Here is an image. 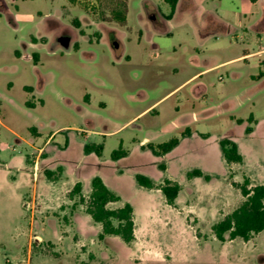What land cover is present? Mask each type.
I'll return each instance as SVG.
<instances>
[{
  "label": "rangeland",
  "instance_id": "1",
  "mask_svg": "<svg viewBox=\"0 0 264 264\" xmlns=\"http://www.w3.org/2000/svg\"><path fill=\"white\" fill-rule=\"evenodd\" d=\"M180 1L179 10L169 22L172 8L165 0H0V115L17 134L0 125V165L12 156L33 155L29 142L35 136L31 128L38 129L42 134L40 142L59 128H72L61 131L53 145L65 147L64 141L71 139L74 158L78 157L84 143L102 145V160L107 169L117 172L118 168H123L122 196L126 201L134 202L143 233L147 234L146 237L140 236L134 245H127L118 237L105 241L97 235L87 234L78 246L68 245L71 242L60 244L56 230L47 220L53 217L59 220L60 233L63 234L67 224H70L72 205L78 198L74 201L68 199L64 212L43 209L38 200L35 201V209L28 211L26 202L33 198L26 197L21 205L8 190L0 196V264H7L6 258L12 264H38L35 256L45 257L47 264H61L64 257L67 264H264V232L249 242L237 239L221 243L212 231L213 225L232 213L244 200L241 192L231 187L233 175L229 165L222 156L218 159L213 154L214 147L219 145L216 139L236 138L240 144L246 164L238 168L236 177L243 183L245 175L257 168V159H264V84L255 98L245 105L236 108L230 102L221 108L222 111L211 115L209 122L191 126V132L197 130L210 137L208 150L211 158L203 159L201 152L204 148L195 143L189 159L181 164L171 163V172L184 187V194L180 201L181 209L171 212L167 218L168 226H157L146 207L147 202L153 204L155 210L161 207L158 194L139 188L134 178V174L138 173L154 183H163L167 178L159 168L165 164L163 156L158 158L145 148L150 151L147 156H142L140 150L136 151L119 166L112 159L114 151L122 148L129 153L146 137L153 144L180 138V132H162L178 113L177 107L181 113L201 114L207 107L221 106L225 100L242 95L253 82L248 77L243 80L233 77L232 72H238L239 64L211 72L189 83V86L184 85L175 97L156 110L157 115H142L115 135L103 136L109 130H116L112 129L113 126L109 127L110 123L115 125L113 128L122 127L181 85L190 72L201 69V62L216 58L231 60L245 49L256 52L264 48L262 12L252 0ZM215 6L219 12L227 11L225 19L228 26L217 25L205 14ZM17 10L23 14L17 19L19 26L12 16ZM251 10L255 12L253 17L250 16ZM47 14L60 19V22L54 18L49 20L52 41L60 36H72L74 43L77 35L87 33L91 35V43L98 45L95 48L97 61L85 63L76 48L71 53L60 50L56 55L47 50L29 48L27 44L37 35L35 23L41 15ZM84 14H87V19H81ZM123 16L125 21L121 20ZM228 28L231 32L217 35L219 40L201 38L209 31L222 33ZM100 29L104 30L108 44L117 42L119 48L114 47L112 51L108 46H101L100 36H95ZM147 29H154V34L149 36ZM170 29L173 35H168ZM123 43L127 53L133 56L130 63L122 58ZM33 54L38 55V60H33ZM191 57H194V67L190 65ZM34 66L42 72L55 74L54 81L43 93L39 92L33 74ZM26 86H33L35 91H29ZM205 87L208 89L206 93ZM142 91L150 94L144 102H133L127 96L128 93L139 95ZM87 95L91 98V105L86 115H81L78 108L68 106L70 101L76 106L85 105ZM43 101L46 102L44 108ZM9 112L14 113L15 118L8 123ZM251 115L260 125L257 134L249 138L245 134L246 128L256 126L255 122H247ZM233 118L245 122L238 125ZM55 162L53 158L49 164L52 166ZM196 168L210 169L219 177V184L201 188L205 183L201 179L200 184L195 182L194 195L190 193L192 188L187 173ZM134 183L143 192L135 191ZM116 207L110 205V208ZM165 215L166 211L161 219ZM32 217L33 225L30 223ZM20 232H25V237H22L19 249L14 239ZM40 235L57 246L40 241L37 239ZM74 238L79 241V236ZM29 256L32 257L31 263L26 261Z\"/></svg>",
  "mask_w": 264,
  "mask_h": 264
},
{
  "label": "crops",
  "instance_id": "2",
  "mask_svg": "<svg viewBox=\"0 0 264 264\" xmlns=\"http://www.w3.org/2000/svg\"><path fill=\"white\" fill-rule=\"evenodd\" d=\"M15 1V0H13ZM16 1H25V0H16ZM207 1V0H205ZM222 2V0H219ZM253 5L256 7H260V10L262 12V20H264V0H252ZM181 5V1L178 0L177 8L179 10V7ZM206 10V9H204ZM256 10V9H255ZM69 11V10H68ZM250 11V16H254L255 12ZM61 14L60 12H58ZM176 13V11H175ZM170 19L169 22L173 21L174 15ZM205 14L210 17L212 20L216 21V24H222L224 26H228L226 22V10H222L219 12L217 10V6H215L214 9L210 11H205ZM15 23L17 26H19V22L17 19H20L23 17V14L17 10L16 15H12ZM242 14L239 13V18H241ZM244 17L247 18V14H244ZM55 19L56 21L60 22V19L55 15H41L39 17V20L35 23V27L37 29V35L33 37L30 44H27L29 48L35 49V50H43L48 51L52 55H56L58 51H64L62 47L57 46L53 48L54 41L50 39L51 32L48 28V23L50 19ZM81 19H87V14H84ZM260 19V20H261ZM255 27V25H253ZM229 29V28H228ZM146 32L148 35L152 36L154 34V29L150 30L147 29ZM229 30H224L221 32H207L204 35H201V38L203 37L205 40L209 41L211 38H216V40H219L217 35H225L227 33H230ZM100 36V41L102 42L101 46L109 47L112 51L115 48H119V46H114L111 44H108V40L106 38V34L104 30H99L98 33L95 34V36ZM168 35L172 34V29H170ZM107 41V42H106ZM89 42V43H87ZM91 35H88L87 33H83L82 35H77L75 42H72L71 50L66 53H71L73 49L76 48V51L79 52L80 57L85 63L93 64L98 59V54L96 53L95 48L97 46H94L92 43ZM50 43V44H49ZM220 44V43H219ZM89 48V49H88ZM124 53L122 58H125L129 63L133 61V56L128 54V50L126 49V45L123 43ZM264 56V48H261L259 51H249L247 49L243 50L242 53L237 56L234 59L226 60V61H220L217 58L212 59L211 61L201 62V65L199 66L201 69L197 72L189 73V77L179 86L171 90L166 96L158 99L156 102L151 104L149 107H147L145 110L140 112L136 117H134L131 121H129L127 124L123 125L120 128H113L115 125L113 123H110V126H113L112 129L116 130H109L108 134H103L104 137H111L115 135L116 133L123 130L125 127H127L130 123L135 121L138 117L142 115H149V114H158L156 111L163 103H165L167 100L175 97L179 92H177L179 89H181L184 85L189 86L193 82L197 81L198 79L203 78L204 76L208 75L211 72L217 71L219 69H222L227 66H231L233 64H239L237 67L238 72L233 71L232 75L236 80H243L248 77V79L253 82L248 88H246L242 93V95H237L234 98L227 99L223 102L221 106H210L205 108L203 113L198 112H191V113H181L179 111V107H177L178 113L174 116L173 120L170 122L168 126L163 128L162 132H165L167 130L170 131H177L180 132V144L172 150L170 153L164 155L161 157L165 160V166L166 170L164 171L166 179H170L172 181L178 182L175 176L171 172V163H183L187 159H189L192 154V147L195 143L200 144L204 151L201 152V157L205 160H209L211 158V152L208 150V144L210 141V137H207L204 133H198L196 130L195 132H191L190 136L182 137L183 133L187 131V129L191 130V126L193 124H197L200 122H209L211 115H216V112L222 111V107L225 105H228L230 102H233L234 106L236 108L241 107L245 105L248 101H251L255 98L257 93H259V88L264 84V76H260L261 72H264V60L262 59ZM252 59H256L258 61L252 62ZM33 60H38V55L33 54ZM190 65L194 67V57H191ZM199 65V64H197ZM178 71V70H177ZM33 74L36 79V82H38V89L39 92L43 93L47 87L54 81L55 74L54 72H42L37 66L33 67ZM247 75V76H246ZM200 76V77H199ZM190 83V84H189ZM11 85V83L9 84ZM26 89L29 91H35V88L33 86H26ZM207 88L205 87V93L207 92ZM142 94H135V93H128V98L132 100L133 102H144L145 100L149 99L150 94L147 92L142 91ZM244 97H246L244 99ZM86 100L88 102H85V105L76 106L72 101L69 102L68 106L70 108H78V110L81 112V115H86L88 113L89 106L91 105V98L86 96ZM43 108L46 106V102L43 101L42 103ZM1 107V106H0ZM1 114V110H0ZM8 118L6 121L10 119H14L15 115L12 112H9ZM253 117V115H251ZM237 120L236 118H233ZM239 120V119H238ZM237 122V121H236ZM256 123L255 127L253 128V132L250 135H247L252 138L257 134V128L260 125L259 121H255ZM238 124V123H237ZM244 124V123H243ZM0 125H4L7 127L14 135L17 136L16 132L13 131L11 128H9L2 116L0 115ZM242 125V124H238ZM66 129L71 130L72 128L63 127L59 128L56 131L51 132L49 137L45 140L40 142L42 139V134L39 132L36 128H31L32 133L34 134L35 139H31L29 142V146L32 147L34 150V153L32 156H12L8 162H5L3 165H0V196H2L3 192L10 191L11 194L18 199V201L23 205L24 199L27 197H32L33 201H39L43 204V209L50 210L52 212H59L60 210L64 212L67 203L68 195L72 191V189L75 187L76 184L81 183L83 186V195L85 198L89 197L92 193V180L94 177H100L104 183L107 185L109 189H111L113 192H115L117 195H119L122 199L121 202L118 203H112L109 204L108 207L110 208V205H116V208H110V209H118L123 207L126 203H130L134 208V221H135V241L132 244L134 245L140 240V236L144 235V237L147 236L146 233H143L142 230V222L141 220H138V214L135 207L134 202L132 201H126L125 198L122 196V190L124 188L123 181L125 172L123 168H118V171L115 172L111 169H107L105 166V162L102 160V156L99 157L95 153L86 154L85 153V146L86 143L83 144V148H80V153L78 157L74 158V152L72 151V143L71 139H67L64 141L65 147L60 146L58 148L57 146L53 145V142L57 138L58 134L61 131H64ZM246 131V130H245ZM161 132V133H162ZM87 135L86 133H84ZM83 134V135H84ZM88 137V135H87ZM207 137V138H205ZM223 138H217V142L219 145L214 147L213 154L215 158L218 159L224 158L221 147H220V141ZM230 140L234 141L238 147L241 155L243 156L244 162L240 165H232L230 167V171L233 175L232 181V189L233 183H241L237 179V170L238 168H242L246 164V157L244 155V152L242 148L240 147V144L237 142L236 138H231ZM149 143H154L150 138L146 137L142 141L138 142L136 144V147L132 151H130L125 158H121L117 161H114L118 166L122 164L124 160L129 158L134 152L139 151L142 154V156H147L148 152L145 150L146 145ZM157 144V143H156ZM219 146V147H218ZM44 155L42 156V154ZM58 157V158H56ZM56 159L55 164L51 166L50 161L52 159ZM158 158H160L158 156ZM257 159V158H256ZM225 161V159H224ZM226 162V161H225ZM227 164V163H226ZM257 168L253 169L252 172L248 174V176L245 175V177H248L252 184L255 185H264V159L261 157L257 159L256 161ZM58 168L63 169V175L62 178L59 181H50L45 176V171H55ZM84 169V170H83ZM201 170L205 175L211 176L212 180L207 182L204 180V178H193L188 179V183L191 186V192L194 195V190L196 188L195 182H198L200 184L201 179L204 180L205 183L201 185V188H209L212 184L217 183L219 177L210 171L208 168H196ZM83 170V171H82ZM195 170V169H194ZM85 171V172H84ZM193 171V170H192ZM191 172V171H189ZM188 172V173H189ZM187 173V175H188ZM138 173L134 174V178H136V175ZM165 179V180H166ZM137 182V181H136ZM41 183V184H40ZM179 183V182H178ZM156 185H161L162 183H155ZM180 184V183H179ZM219 184V183H217ZM181 185V184H180ZM139 186V185H138ZM182 186V185H181ZM133 188L135 191L143 192L141 189L142 187L139 186V189L137 185L134 183ZM236 189V188H235ZM144 190H146L144 188ZM238 190V189H237ZM150 194H158V197L160 198L161 207L158 209H154L153 204L146 203V207L149 212H151L152 220L157 226H168L170 223L168 222L169 217L171 216V212H175L177 210L181 209L180 201L182 200L183 194H184V187L182 186V191L176 201V205L174 207L167 204V201L161 192V190L154 189V190H148ZM239 191V190H238ZM239 193V192H238ZM162 195V196H161ZM29 197V198H30ZM70 200V199H69ZM71 201V200H70ZM39 203V204H40ZM74 204V203H73ZM73 206V205H72ZM166 211V215L160 217L162 213ZM35 212V211H34ZM61 212V213H62ZM155 212V213H154ZM21 217H23V211L20 212ZM33 216V215H32ZM168 218V219H167ZM50 224L53 225L54 229L57 233V240L60 244H63L66 242H71L73 247L78 246L82 242V238L85 234L87 235H97L99 238V235L102 233V227L100 224L95 223L92 218L86 213L85 206L79 205L77 209L73 212L70 220V224H67L66 229L63 231V234L60 233L61 230V224L59 220L56 218L48 219L47 220ZM141 222V223H140ZM30 223L33 225V217L30 218ZM86 229H89L86 231ZM93 229V230H92ZM75 233V234H74ZM74 234V235H73ZM79 236V241H75V236ZM25 237V232H20L16 238L14 239L15 243L18 244V248H21V239L22 237ZM40 241H45L48 244H52L53 246H57L56 243H54L51 240H45L43 236H38ZM112 237H106L104 240H113ZM146 239V238H144ZM146 241V240H145ZM92 257V256H91ZM25 260V259H24ZM22 260V261H24ZM32 257L29 256V259L26 258V261L31 263ZM67 259L64 257L61 259V264L64 262V264H67L65 262ZM21 261V262H22ZM59 261V260H58ZM35 262L38 264H47L45 257L42 256H35ZM7 264H12L9 258H6Z\"/></svg>",
  "mask_w": 264,
  "mask_h": 264
},
{
  "label": "trees",
  "instance_id": "3",
  "mask_svg": "<svg viewBox=\"0 0 264 264\" xmlns=\"http://www.w3.org/2000/svg\"><path fill=\"white\" fill-rule=\"evenodd\" d=\"M165 1L170 4L172 8V13L169 16V19H171L176 11L178 0ZM121 20L125 21V17L123 16ZM260 76H264V72H261ZM244 122L245 121L242 119L237 120L238 124H243ZM247 122L253 124L254 117L250 116ZM245 132L247 135H250L253 132V128L249 126L246 128ZM190 135L191 131L187 129L182 137ZM179 144L180 138L175 137L161 144L149 143L146 145V148L156 156H164L174 150ZM220 147L223 157L229 167L243 164V156L239 151L238 145L234 141L226 138L222 139L220 141ZM102 152V145L87 144L85 146L86 154L95 153L97 156L101 157ZM127 155L128 152L120 148L113 152L112 159L117 161L127 157ZM159 168L162 171L166 170L165 164H161ZM62 175V168H58L55 171H45V176L52 182L59 181ZM187 177L188 179L197 177L204 178L207 182L212 180L211 176L205 175L199 169L189 172ZM136 181L140 187L147 190H161L167 204L172 207L176 205V201L182 191V186L178 182L170 179H166L161 185H156L150 178L142 174H137ZM91 185L92 193L88 199L83 195V186L81 183L76 184L69 193L68 198L71 201L78 198V201H75L72 206V212H74L79 205L85 206L86 213L95 223L100 224L102 227V233L99 235L100 240H104L106 237H118L127 245L132 244L135 241L133 206L130 203H126L121 208L110 209L108 205L121 202V197L109 189L100 177H94ZM233 186L241 192L244 200L232 213L226 215L221 221L213 225V234L221 243L237 239L249 242L254 236L264 232V185L254 186L248 177H244L243 183H233Z\"/></svg>",
  "mask_w": 264,
  "mask_h": 264
},
{
  "label": "water",
  "instance_id": "4",
  "mask_svg": "<svg viewBox=\"0 0 264 264\" xmlns=\"http://www.w3.org/2000/svg\"><path fill=\"white\" fill-rule=\"evenodd\" d=\"M73 38L71 36H60L57 41L54 42L53 48L60 46L64 51L69 52L71 50Z\"/></svg>",
  "mask_w": 264,
  "mask_h": 264
},
{
  "label": "built area",
  "instance_id": "5",
  "mask_svg": "<svg viewBox=\"0 0 264 264\" xmlns=\"http://www.w3.org/2000/svg\"><path fill=\"white\" fill-rule=\"evenodd\" d=\"M25 206H26V209L28 211L34 210L35 209V202L33 200L27 201ZM37 239H39V238L37 237Z\"/></svg>",
  "mask_w": 264,
  "mask_h": 264
},
{
  "label": "flooded vegetation",
  "instance_id": "6",
  "mask_svg": "<svg viewBox=\"0 0 264 264\" xmlns=\"http://www.w3.org/2000/svg\"><path fill=\"white\" fill-rule=\"evenodd\" d=\"M72 37V36H71ZM57 41V40H56ZM114 46H118L117 42L114 43Z\"/></svg>",
  "mask_w": 264,
  "mask_h": 264
}]
</instances>
